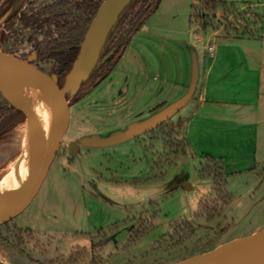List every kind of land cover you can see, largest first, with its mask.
<instances>
[{
	"label": "rangeland",
	"instance_id": "1",
	"mask_svg": "<svg viewBox=\"0 0 264 264\" xmlns=\"http://www.w3.org/2000/svg\"><path fill=\"white\" fill-rule=\"evenodd\" d=\"M257 13L249 7L234 5L228 12L217 6L205 23L200 0H161L150 22L162 33L206 43L216 28L221 34H241L249 23L248 33H257ZM16 54L27 58L32 49L22 43ZM33 61L51 73V60ZM125 63L70 103L64 151L31 204L1 231L0 264H170L239 243L264 228L263 160L250 170L231 164L219 170L191 155L181 120L189 101L167 125L117 142L80 144L76 155L67 151L78 138L109 139L138 128L156 114L151 108L167 101L166 90H158L157 73L132 75V66ZM77 83L67 91L69 101ZM6 103L0 92V106ZM26 122L0 138V179L21 156ZM263 131L260 125L258 143L264 142ZM25 171L14 189L26 180ZM215 192L209 217L207 212L195 216L200 201Z\"/></svg>",
	"mask_w": 264,
	"mask_h": 264
},
{
	"label": "crops",
	"instance_id": "2",
	"mask_svg": "<svg viewBox=\"0 0 264 264\" xmlns=\"http://www.w3.org/2000/svg\"><path fill=\"white\" fill-rule=\"evenodd\" d=\"M221 1L259 10L258 32L221 34L216 28L206 43H193L184 36L160 32L151 24V15L117 64L128 61L132 75L157 73L158 90H166L170 101H164L166 107L187 92L195 58L198 77L184 118L187 148L197 158L209 155L223 160L225 167L250 170L258 160L264 163V142L258 143L259 127L264 128V0Z\"/></svg>",
	"mask_w": 264,
	"mask_h": 264
},
{
	"label": "trees",
	"instance_id": "3",
	"mask_svg": "<svg viewBox=\"0 0 264 264\" xmlns=\"http://www.w3.org/2000/svg\"><path fill=\"white\" fill-rule=\"evenodd\" d=\"M102 1L41 0L35 3L33 0H0V18H2L0 22V49L16 54L22 43L29 44L32 51L36 53L35 60L52 61L51 74L56 76L57 82L62 87L77 57L87 28ZM160 1L132 0L123 9L105 35L99 49L97 63L91 69L87 78L80 81L78 90L74 98L70 100V103L76 101L110 74L123 56L134 34L140 30L147 18L157 9ZM200 1L201 10L204 11V15L201 17L205 19V23L207 22V18H209L208 13L217 6L222 7L223 10L228 12L231 7L234 8L233 4L227 5L221 0ZM191 8L193 10L192 14L196 15L195 7L192 5ZM257 21L260 22L259 16H257ZM235 29L233 27V30ZM248 31L249 23L246 24L240 35L253 34L248 33ZM111 51L112 54L109 58L100 63L101 59ZM21 56L23 57V55ZM164 107L165 103L158 104L151 108L150 112L157 113ZM168 119L155 127L167 125ZM24 120L25 115L20 110L8 103L1 105L0 138L10 131L13 126ZM181 120L183 121L184 134V119ZM155 127L150 130H153ZM183 140L187 146L184 135ZM203 158L207 162H211L212 167L219 170L223 168V160L209 155H204ZM218 175H221L220 172ZM215 189L217 191L218 187ZM217 196L218 194L215 192L213 195L206 196L205 201H200L195 216L201 217L206 214L204 212H207L206 218H208L214 208L212 206L213 201H216ZM25 231L28 234L30 232L28 228Z\"/></svg>",
	"mask_w": 264,
	"mask_h": 264
},
{
	"label": "water",
	"instance_id": "4",
	"mask_svg": "<svg viewBox=\"0 0 264 264\" xmlns=\"http://www.w3.org/2000/svg\"><path fill=\"white\" fill-rule=\"evenodd\" d=\"M131 1L132 0L102 1L87 28L77 57L74 60L72 68L66 76V80L62 87L57 82L54 74L47 72L33 62L35 53H32V55L27 58H23L12 52H6L0 49V64L6 63L14 67H19L31 75V77L38 80L52 94L59 111L58 131L50 149L41 156V160L35 171L26 178L19 191L7 203L0 207V232L24 212L38 194L49 169L59 156L64 145L65 137L71 128L70 101L67 96V91L74 82L78 80L77 85L74 87V89L77 90L80 81L87 78L91 69L97 63L99 49L108 29L113 25L120 13ZM111 54L112 51L105 55L100 63H103L108 59ZM197 77L198 66L197 61L194 58L192 63L191 81L187 92L181 99L161 109L138 128L125 130L112 138L93 139L83 137L70 141L68 147L71 155L77 154L78 144L101 145L117 142L128 138L137 132L148 131L162 121L168 119L182 104L190 99L196 87ZM0 92L11 106L20 110L25 115L26 119L30 118L34 121L39 146V155H41L43 131L39 119L33 111L18 105L10 92L1 83ZM262 234H264V228L253 232L244 238H240L239 240L255 238ZM232 242L170 264H264V247L257 250H248L239 246L231 247L230 244Z\"/></svg>",
	"mask_w": 264,
	"mask_h": 264
},
{
	"label": "bare ground",
	"instance_id": "5",
	"mask_svg": "<svg viewBox=\"0 0 264 264\" xmlns=\"http://www.w3.org/2000/svg\"><path fill=\"white\" fill-rule=\"evenodd\" d=\"M0 83L10 92L15 102L35 113L42 126L43 146L39 155V146L35 123L27 119L26 131L21 142V156L9 167L0 179V207L7 203L21 188L23 183L14 189L15 180L25 169L27 177L38 166L41 156L51 147L59 126V111L52 94L38 80L31 77L19 67L6 63L0 64ZM236 242L233 241L232 243ZM231 247L239 246L248 250H257L264 247V234L242 240Z\"/></svg>",
	"mask_w": 264,
	"mask_h": 264
},
{
	"label": "flooded vegetation",
	"instance_id": "6",
	"mask_svg": "<svg viewBox=\"0 0 264 264\" xmlns=\"http://www.w3.org/2000/svg\"><path fill=\"white\" fill-rule=\"evenodd\" d=\"M1 25V24H0ZM32 53H35V52H33L32 51ZM16 55H18V54H16ZM18 56H20V57H22L21 55H18ZM23 58H25L24 56H23ZM36 59V53H35V58H34V60ZM34 62V61H33ZM35 63V62H34ZM36 64V63H35ZM80 144H78V146H79ZM61 151H64V145H63V147H62V149H61ZM67 151L70 153V150H69V147H68V145H67Z\"/></svg>",
	"mask_w": 264,
	"mask_h": 264
},
{
	"label": "built area",
	"instance_id": "7",
	"mask_svg": "<svg viewBox=\"0 0 264 264\" xmlns=\"http://www.w3.org/2000/svg\"><path fill=\"white\" fill-rule=\"evenodd\" d=\"M208 51H209V54L212 55V54H213V47H212V46H209V47H208Z\"/></svg>",
	"mask_w": 264,
	"mask_h": 264
}]
</instances>
